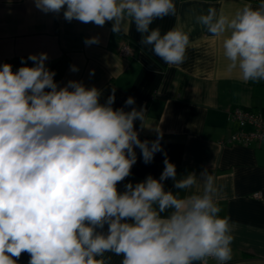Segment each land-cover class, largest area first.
Wrapping results in <instances>:
<instances>
[{"label":"clouds","instance_id":"clouds-1","mask_svg":"<svg viewBox=\"0 0 264 264\" xmlns=\"http://www.w3.org/2000/svg\"><path fill=\"white\" fill-rule=\"evenodd\" d=\"M45 14L121 33L129 23L141 34V51L151 46L168 65L182 64L189 34L174 27L162 34L151 25L176 15L174 0H33ZM214 37H223L226 71L244 82L264 81V0L245 3L232 15L210 6L196 17ZM86 45L99 37L86 38ZM47 53L29 54L28 66L13 71L0 65V264H228L234 239L228 217H221V189L204 169L179 176L167 158L159 179L148 175L124 190L137 162L163 152L162 133L141 140L146 110L134 97L114 108L115 94L69 80L63 87L46 66ZM71 71L78 68L71 66ZM139 121L140 129L135 127ZM173 187L166 190L164 181ZM200 188L184 197L180 190Z\"/></svg>","mask_w":264,"mask_h":264},{"label":"crops","instance_id":"crops-1","mask_svg":"<svg viewBox=\"0 0 264 264\" xmlns=\"http://www.w3.org/2000/svg\"><path fill=\"white\" fill-rule=\"evenodd\" d=\"M260 0H174L176 15L157 19L151 25L164 34L180 27L189 34L190 46L182 64L168 65L156 56L151 46L141 51V34L129 23L119 34L111 31L112 23L103 27L92 23L66 21L63 14H45L33 0H0V65L9 63L13 71L22 66L29 54L47 53L46 65L66 60L57 83L81 81L86 87L102 92L100 102L115 94L114 108L125 107L134 97L137 109L146 110L145 128L139 138L155 140L162 133L163 152L145 164L139 148L131 175L118 184L143 181L148 175L159 179L164 159L176 165L179 176L194 172L198 177L207 169L221 189L218 204L221 217H228L234 239L232 259L228 264H264V140L248 145L228 142L236 130L227 117L234 108L264 114V81L244 82L238 71H226L223 37H214L196 17L212 6L232 15L245 3L253 7ZM99 37L98 44L86 45V38ZM132 45V54H119L122 44ZM76 66L78 71L70 70ZM125 107V111L131 107ZM135 127L139 130L140 123ZM250 127H246L249 129ZM165 189L177 191L173 181H164ZM200 188L180 190L184 197ZM256 194H259L258 197ZM111 256V264H121L122 256ZM23 253L18 264H28ZM199 264V262H195ZM209 264H216L209 260Z\"/></svg>","mask_w":264,"mask_h":264},{"label":"built area","instance_id":"built-area-1","mask_svg":"<svg viewBox=\"0 0 264 264\" xmlns=\"http://www.w3.org/2000/svg\"><path fill=\"white\" fill-rule=\"evenodd\" d=\"M119 54L128 57L132 54V46L128 43L121 45ZM229 122L236 123V130L230 135L228 142L248 145L253 141L264 140V114L252 110L234 108L230 111ZM246 127H250L246 129ZM259 194H256L258 197Z\"/></svg>","mask_w":264,"mask_h":264},{"label":"trees","instance_id":"trees-1","mask_svg":"<svg viewBox=\"0 0 264 264\" xmlns=\"http://www.w3.org/2000/svg\"><path fill=\"white\" fill-rule=\"evenodd\" d=\"M130 44V43H129ZM131 45V44H130ZM132 46V45H131ZM21 59V58H20ZM66 60H60L57 61L55 64L52 65H46L50 70L55 71L56 75L54 77V80L57 82L62 74L63 67L66 66Z\"/></svg>","mask_w":264,"mask_h":264}]
</instances>
